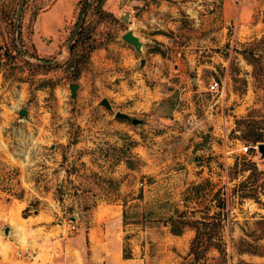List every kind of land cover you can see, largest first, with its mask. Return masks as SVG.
Wrapping results in <instances>:
<instances>
[{"label": "rangeland", "instance_id": "1", "mask_svg": "<svg viewBox=\"0 0 264 264\" xmlns=\"http://www.w3.org/2000/svg\"><path fill=\"white\" fill-rule=\"evenodd\" d=\"M18 1L0 0L3 257L94 220L133 264H264V0H90L71 51L43 54L25 0L30 60Z\"/></svg>", "mask_w": 264, "mask_h": 264}, {"label": "crops", "instance_id": "2", "mask_svg": "<svg viewBox=\"0 0 264 264\" xmlns=\"http://www.w3.org/2000/svg\"><path fill=\"white\" fill-rule=\"evenodd\" d=\"M42 1H36L29 43L36 53L63 52L67 48L75 9L81 0H50L40 6ZM105 233L94 226L93 220L83 233L58 234L38 243L35 248L30 246L29 250L10 246L4 257L0 253V264H133L134 259L122 256L120 243L116 244V239L114 245L109 243Z\"/></svg>", "mask_w": 264, "mask_h": 264}, {"label": "water", "instance_id": "3", "mask_svg": "<svg viewBox=\"0 0 264 264\" xmlns=\"http://www.w3.org/2000/svg\"><path fill=\"white\" fill-rule=\"evenodd\" d=\"M24 1L25 0H19L18 4H17V7H16V10H15V14H14V18H13V40H14V45H15V48H16L18 54L24 60H30V57L23 51V49L20 46L19 35H18V32H19L18 25H19L20 15H21V12H22ZM89 3H90V0H85L83 2L82 6L80 8V11L78 13L77 19L75 21L74 27H73V29H72V31H71L68 39H67V42H66L67 46L72 43L73 39L77 35V33H78L79 29H80V26L82 24V20H83L85 11H86L87 6H88ZM126 17H127V14L124 13L123 15L120 16V19L123 22H126L127 21ZM120 37H121L123 42H125L126 44L131 45L136 52L140 51L141 42L138 40L137 36H135L130 29H127L125 32H123ZM34 61L37 62V63L43 64V65H51V64H54L56 62V60H44V59H38V58L34 59ZM139 63L142 64L143 63V59H140ZM67 87H68V91H69V97L71 99H74L75 98V94H76V88L78 87L77 83L70 82V83L67 84ZM98 104L102 105L107 110H111V107H110L109 103L107 102V100L105 98H101L99 100ZM18 115L20 117L26 116V110L23 109V108L19 109L18 110ZM113 116L115 118H118V119L129 121L133 125H138V124H141V122H142L141 119L131 118L127 114L119 112V111L114 112ZM255 148H256L257 152L259 153V155L263 158L264 157V143H257ZM8 231H9V227L5 226L3 228V234H7Z\"/></svg>", "mask_w": 264, "mask_h": 264}, {"label": "trees", "instance_id": "4", "mask_svg": "<svg viewBox=\"0 0 264 264\" xmlns=\"http://www.w3.org/2000/svg\"><path fill=\"white\" fill-rule=\"evenodd\" d=\"M81 25H82V24H81ZM12 28H13V26H12ZM18 28H19V25H18ZM80 32H81V26H80V29H79L77 35H78ZM12 33H13V31H12ZM75 40H76V39H75ZM72 42H73V41H72ZM19 43H20V46H21L22 44H21L20 41H19ZM73 43H74V42H73ZM73 43H71L70 45L67 46V49H68L69 52L71 51V49H72V47H73ZM11 51H13V52H15L16 54H18V52H17V50H16V48H15L14 42H13V37H12V48H11ZM253 141H254V142L259 141V140H257V136L253 138ZM247 145H250V144H247ZM5 183H6V185L11 184V178H7ZM172 234L177 235V234H179V232H177V231H172Z\"/></svg>", "mask_w": 264, "mask_h": 264}, {"label": "built area", "instance_id": "5", "mask_svg": "<svg viewBox=\"0 0 264 264\" xmlns=\"http://www.w3.org/2000/svg\"><path fill=\"white\" fill-rule=\"evenodd\" d=\"M219 89V84L215 80H211L209 84L207 85V91L209 92H217ZM240 147L242 148V152L244 153L248 148H250V145H246L244 143L240 144ZM23 255H27V252H25Z\"/></svg>", "mask_w": 264, "mask_h": 264}]
</instances>
